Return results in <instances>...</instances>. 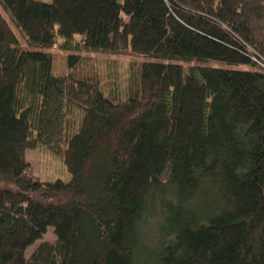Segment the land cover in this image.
Instances as JSON below:
<instances>
[{"label": "trees", "instance_id": "trees-1", "mask_svg": "<svg viewBox=\"0 0 264 264\" xmlns=\"http://www.w3.org/2000/svg\"><path fill=\"white\" fill-rule=\"evenodd\" d=\"M0 7V264H264V0ZM96 52L138 59L125 88Z\"/></svg>", "mask_w": 264, "mask_h": 264}, {"label": "rangeland", "instance_id": "rangeland-1", "mask_svg": "<svg viewBox=\"0 0 264 264\" xmlns=\"http://www.w3.org/2000/svg\"><path fill=\"white\" fill-rule=\"evenodd\" d=\"M41 2H50L51 0H34ZM1 13H3L7 22L11 25V28L15 32V34L19 37L20 42H22L21 35L15 28L14 24L11 23L8 15L3 12L0 7ZM75 37L79 38V35H75ZM61 38L57 37V41H60ZM22 44V43H21ZM53 55L52 61V75L60 76L66 70V53L59 48L54 47L51 50ZM85 59L83 62L84 65H87L88 68L95 69L96 73L99 75L100 82L104 86L106 84L112 85L113 83L120 85L121 88H125L127 81V71L129 70L130 65L137 64L138 59L132 55H123V54H103V53H80ZM187 65L183 68L184 74L187 72ZM107 87V86H106ZM24 156L26 160L29 162L31 167V173L34 177H39L43 180H55L61 179L65 182L69 181L70 174L67 172L66 166L63 164L60 156H55L52 154L46 147L44 148L41 145H37L34 148H27L24 152ZM54 232L52 227L49 226L47 234L38 242H34L28 246L24 255L28 257V255L35 249V247L39 244V241H46L50 243L54 241Z\"/></svg>", "mask_w": 264, "mask_h": 264}]
</instances>
